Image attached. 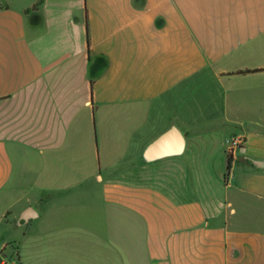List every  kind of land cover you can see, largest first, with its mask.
Returning <instances> with one entry per match:
<instances>
[{"label":"crops","instance_id":"1","mask_svg":"<svg viewBox=\"0 0 264 264\" xmlns=\"http://www.w3.org/2000/svg\"><path fill=\"white\" fill-rule=\"evenodd\" d=\"M172 128L184 145L146 155ZM250 158L264 159V0H0V252L264 264Z\"/></svg>","mask_w":264,"mask_h":264},{"label":"water","instance_id":"2","mask_svg":"<svg viewBox=\"0 0 264 264\" xmlns=\"http://www.w3.org/2000/svg\"><path fill=\"white\" fill-rule=\"evenodd\" d=\"M174 140H178L182 146L184 145L185 139L177 128H172L170 131H168L167 133L160 136L157 140H155L147 149L146 155L151 153L153 150L158 149L164 145H167L169 142H172ZM249 162L256 169L264 170V159L258 160V159L250 158ZM35 214L36 213L33 208H28L27 210L23 212L21 219L23 221L28 222L32 217H34Z\"/></svg>","mask_w":264,"mask_h":264},{"label":"built area","instance_id":"3","mask_svg":"<svg viewBox=\"0 0 264 264\" xmlns=\"http://www.w3.org/2000/svg\"><path fill=\"white\" fill-rule=\"evenodd\" d=\"M244 141L240 138L231 140V150L242 145ZM0 264H21L19 250L14 245H8L0 252Z\"/></svg>","mask_w":264,"mask_h":264},{"label":"trees","instance_id":"4","mask_svg":"<svg viewBox=\"0 0 264 264\" xmlns=\"http://www.w3.org/2000/svg\"><path fill=\"white\" fill-rule=\"evenodd\" d=\"M260 71H261V70H260ZM246 73H248V72H246ZM232 161H233V152H232V150H230V151H229L228 173H229L230 170H231Z\"/></svg>","mask_w":264,"mask_h":264},{"label":"rangeland","instance_id":"5","mask_svg":"<svg viewBox=\"0 0 264 264\" xmlns=\"http://www.w3.org/2000/svg\"><path fill=\"white\" fill-rule=\"evenodd\" d=\"M91 214H93V213H91ZM91 218H94V219H96V220H97L96 216L94 217V216H92V215H91Z\"/></svg>","mask_w":264,"mask_h":264}]
</instances>
